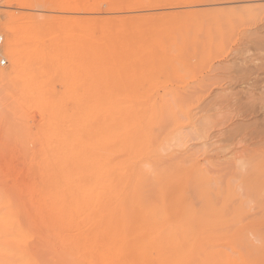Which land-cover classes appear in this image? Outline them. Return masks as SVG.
I'll return each mask as SVG.
<instances>
[{"label": "bare ground", "instance_id": "obj_1", "mask_svg": "<svg viewBox=\"0 0 264 264\" xmlns=\"http://www.w3.org/2000/svg\"><path fill=\"white\" fill-rule=\"evenodd\" d=\"M17 1L35 11L24 23L30 41L20 48L22 18L5 23L12 69L1 70L0 81L22 82L23 105L40 121L31 138L37 146L29 181L0 184V264H264L262 222L249 219L256 200L251 196L264 188L256 159L241 158L231 175L209 174L195 158L182 159L189 105L172 91L158 97L159 78L150 81L145 68L143 91L103 83L83 87L70 112L62 99L65 54L57 53L60 79L54 80L39 63L51 55L44 24L34 25L36 9L46 5L49 14L40 16L58 26L53 31H62L66 21L103 22L104 31L97 32L131 40L126 52L133 42H140L139 52L149 41L162 49L164 32L158 29L148 41L134 15L140 26L134 24L131 34L128 0ZM104 7L115 15L76 16ZM114 24L118 28L110 30ZM0 54L5 56V45Z\"/></svg>", "mask_w": 264, "mask_h": 264}, {"label": "rangeland", "instance_id": "obj_2", "mask_svg": "<svg viewBox=\"0 0 264 264\" xmlns=\"http://www.w3.org/2000/svg\"><path fill=\"white\" fill-rule=\"evenodd\" d=\"M128 3L129 15L133 17L131 34L136 29L133 25L137 23L134 21L137 15L148 41L158 29L164 32L161 41L164 49L150 46L149 41L144 52H139L140 42H133L131 52H126L131 40L97 32L104 31L103 22L66 21L60 25L62 31H53L50 28L58 26L47 25L40 16L49 14V8L41 5L36 9L34 26L44 24L46 44L51 50V55L39 63L54 80L60 79L55 71L57 53L65 54L62 99L67 110L73 112L78 108L77 90L83 87L103 83L143 91L141 73L145 68L150 81L159 78L158 97L172 91L189 105L191 122L182 128L185 135L182 159L195 158L209 174L231 175L236 162L250 155L260 167L258 177L264 185V0H128ZM104 8L101 12L80 10L76 16L115 15ZM254 8L257 11L250 12ZM33 13L17 0H0V32L5 37L4 55L8 59L7 65H0V71L9 73L12 69L8 49L12 35L5 23L14 17L22 18L19 36L23 43L20 48L24 50L30 41L24 23L26 16ZM176 16L178 23L171 28ZM117 28L115 24L110 26V30ZM167 29L169 33L176 30L169 34ZM121 49L115 56L114 52ZM86 52L91 53L90 57ZM100 52L106 55L101 57ZM141 61L145 62L144 67ZM26 73L31 75V69ZM21 83L0 81L1 185L13 182L16 185L27 178L29 181L30 170L35 171L36 163H32L30 155L37 145L31 138L40 115L28 104L23 105L25 100L19 94ZM203 132L207 137L201 136ZM241 180L240 177L238 182ZM251 197L256 200L251 203L249 219L262 222L257 225L264 230V188Z\"/></svg>", "mask_w": 264, "mask_h": 264}, {"label": "built area", "instance_id": "obj_3", "mask_svg": "<svg viewBox=\"0 0 264 264\" xmlns=\"http://www.w3.org/2000/svg\"><path fill=\"white\" fill-rule=\"evenodd\" d=\"M5 44V37L4 35L0 32V50L1 48L4 46ZM8 64V60L6 59L5 56H3L2 54H0V65L1 66H5Z\"/></svg>", "mask_w": 264, "mask_h": 264}]
</instances>
